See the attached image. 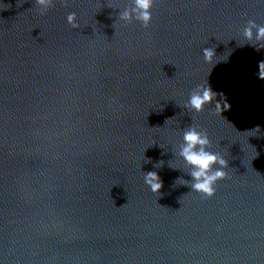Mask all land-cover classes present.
I'll list each match as a JSON object with an SVG mask.
<instances>
[{
    "label": "water",
    "instance_id": "water-1",
    "mask_svg": "<svg viewBox=\"0 0 264 264\" xmlns=\"http://www.w3.org/2000/svg\"><path fill=\"white\" fill-rule=\"evenodd\" d=\"M132 4L0 0V264H264V0H154L148 28ZM191 124L228 161L211 198L176 183Z\"/></svg>",
    "mask_w": 264,
    "mask_h": 264
},
{
    "label": "clouds",
    "instance_id": "clouds-1",
    "mask_svg": "<svg viewBox=\"0 0 264 264\" xmlns=\"http://www.w3.org/2000/svg\"><path fill=\"white\" fill-rule=\"evenodd\" d=\"M66 4L67 0H63ZM54 0H35L36 6L41 14L46 13L52 6ZM154 0H133L130 8L119 12L118 19L124 23H132L133 20L139 22L144 28H148L152 22V8ZM67 22L74 29L80 26L77 23L76 13H70L67 16ZM243 38L252 46L256 47L257 51L264 49V25H258L255 21L249 20L247 26L242 31ZM205 62L212 63L216 57L214 48H204L202 50ZM259 71L257 76L264 81V61L259 63ZM215 93L210 86L206 84L197 85L189 94V99L183 105L184 109L190 112L199 113L204 111L205 106L216 100ZM229 106L225 103L222 106L221 102H217L215 109L222 113ZM183 143L179 145V151L176 153L181 157L186 165L191 169L188 173L191 180H185L183 177L177 179V184L190 186L191 190L202 194L204 197L211 198L215 195V185L218 181L227 178V172L224 169L228 168V161L217 153H213L208 149L211 147V141L206 131L198 130L197 127L191 124L183 130ZM163 161L160 162V165ZM219 166L215 168V166ZM144 182L150 188L152 193L158 194L163 187V182L159 175L150 171L144 173Z\"/></svg>",
    "mask_w": 264,
    "mask_h": 264
}]
</instances>
